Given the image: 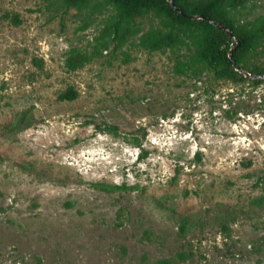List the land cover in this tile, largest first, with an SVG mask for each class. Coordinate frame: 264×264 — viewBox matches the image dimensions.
Wrapping results in <instances>:
<instances>
[{"label": "rangeland", "instance_id": "374dc122", "mask_svg": "<svg viewBox=\"0 0 264 264\" xmlns=\"http://www.w3.org/2000/svg\"><path fill=\"white\" fill-rule=\"evenodd\" d=\"M242 1L232 23L263 24ZM116 20L105 0H0V264H264V83L206 70L198 32L146 49L173 31L155 13L123 38Z\"/></svg>", "mask_w": 264, "mask_h": 264}, {"label": "trees", "instance_id": "16d2710c", "mask_svg": "<svg viewBox=\"0 0 264 264\" xmlns=\"http://www.w3.org/2000/svg\"><path fill=\"white\" fill-rule=\"evenodd\" d=\"M116 10L117 20L114 22L115 33L119 37H125L136 18L143 14L155 13L170 22L173 31L168 34H148L143 38L142 44L146 49L162 50L175 48L179 45L178 32H198L196 42V60L206 70L222 73L225 69H234L229 62V54L238 67L246 70L253 76L264 75V67L252 65L251 60L261 48L264 47V22L253 23L244 26H236L232 23L231 15L234 11L244 6L242 0H173L176 7L182 9L185 14L175 11L167 0H105ZM194 16L203 18L195 20ZM211 22H218L226 26L233 33L237 42L231 41L229 34L216 27ZM231 45H234L232 50ZM232 50V52H230ZM90 62V58L74 51L67 60V67L76 71ZM239 75V74H238ZM240 79H245L239 75ZM263 84L264 80L253 81ZM75 92L62 95L61 99L73 100ZM183 223L182 229L185 228ZM157 264H172L163 260Z\"/></svg>", "mask_w": 264, "mask_h": 264}, {"label": "water", "instance_id": "95a60500", "mask_svg": "<svg viewBox=\"0 0 264 264\" xmlns=\"http://www.w3.org/2000/svg\"><path fill=\"white\" fill-rule=\"evenodd\" d=\"M167 1L171 4L172 8H173L175 11H177V12H179V13H181V14H185L184 11H183L182 9L176 7V5H175V3L173 2V0H167ZM200 19H203V18L201 17ZM211 23H212L213 25H215L216 27L221 28L222 31H223V30L226 31V32L229 34V36H230L231 38H234V37H233V33H232V31H231L230 29H228L226 26H223V27H222V25H221L220 23H218V22H211ZM228 58H229V62L234 66V68H235L237 71H241V70H242V69H241L240 67H238L237 64L235 63L234 59L232 58L231 53L229 54ZM247 76H249V75H247ZM254 78H255V79H258V80H264V75H262V76H257V77H254Z\"/></svg>", "mask_w": 264, "mask_h": 264}]
</instances>
